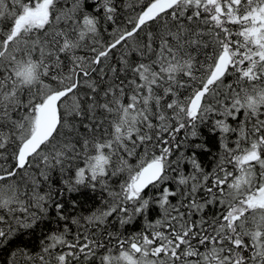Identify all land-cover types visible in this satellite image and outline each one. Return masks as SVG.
Listing matches in <instances>:
<instances>
[{"label": "snow or ice", "instance_id": "snow-or-ice-1", "mask_svg": "<svg viewBox=\"0 0 264 264\" xmlns=\"http://www.w3.org/2000/svg\"><path fill=\"white\" fill-rule=\"evenodd\" d=\"M0 264H264V0H0Z\"/></svg>", "mask_w": 264, "mask_h": 264}, {"label": "trees", "instance_id": "trees-1", "mask_svg": "<svg viewBox=\"0 0 264 264\" xmlns=\"http://www.w3.org/2000/svg\"><path fill=\"white\" fill-rule=\"evenodd\" d=\"M53 227H54V225H53ZM41 228H43V225H41ZM40 234H41V233H40V230L38 229L36 235L39 236ZM28 239H29V237H25V238H24L25 242L28 241ZM33 239H34V238H33ZM4 255H5V258H6V255H7V254H4Z\"/></svg>", "mask_w": 264, "mask_h": 264}]
</instances>
